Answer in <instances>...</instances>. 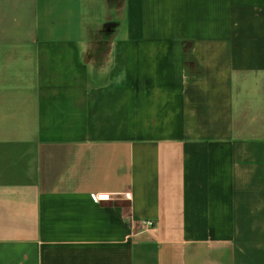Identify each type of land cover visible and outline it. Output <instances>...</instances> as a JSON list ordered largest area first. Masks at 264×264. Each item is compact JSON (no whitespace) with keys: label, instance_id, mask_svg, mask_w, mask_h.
Instances as JSON below:
<instances>
[{"label":"crops","instance_id":"0c3cea01","mask_svg":"<svg viewBox=\"0 0 264 264\" xmlns=\"http://www.w3.org/2000/svg\"><path fill=\"white\" fill-rule=\"evenodd\" d=\"M105 7L0 0V264H264V0Z\"/></svg>","mask_w":264,"mask_h":264},{"label":"water","instance_id":"95a60500","mask_svg":"<svg viewBox=\"0 0 264 264\" xmlns=\"http://www.w3.org/2000/svg\"><path fill=\"white\" fill-rule=\"evenodd\" d=\"M106 2V13H105V24H104V29L103 33L105 35H111L115 33L122 24V20L124 18V10H125V3L126 0H105ZM44 169H45V180H43V183L47 185L48 189L46 191H50L51 187L55 184V181L59 178L60 174L65 170L67 167L66 165H56L54 168V174L52 175L50 172L54 169L49 168L48 161L45 164L44 163ZM57 182V181H56Z\"/></svg>","mask_w":264,"mask_h":264},{"label":"built area","instance_id":"2783aa9c","mask_svg":"<svg viewBox=\"0 0 264 264\" xmlns=\"http://www.w3.org/2000/svg\"><path fill=\"white\" fill-rule=\"evenodd\" d=\"M115 200H131V195L130 193L128 192H125V193H117V194H114L112 197L110 198H106L105 200L103 201H109V202H112V201H115ZM145 226L150 229V228H153L155 226L154 222L152 221H147L145 222Z\"/></svg>","mask_w":264,"mask_h":264},{"label":"rangeland","instance_id":"374dc122","mask_svg":"<svg viewBox=\"0 0 264 264\" xmlns=\"http://www.w3.org/2000/svg\"><path fill=\"white\" fill-rule=\"evenodd\" d=\"M243 40V36H239V41ZM238 41V40H237ZM263 46V45H262ZM264 48V47H263ZM16 141L12 140H0V150H13L15 148ZM11 155L8 156V159H11ZM15 159V158H14Z\"/></svg>","mask_w":264,"mask_h":264},{"label":"flooded vegetation","instance_id":"af4514ba","mask_svg":"<svg viewBox=\"0 0 264 264\" xmlns=\"http://www.w3.org/2000/svg\"><path fill=\"white\" fill-rule=\"evenodd\" d=\"M38 144H40V140L38 141V139H35L33 142H32V146L29 147V149H36L38 147ZM32 151V150H31ZM28 161H29V157H28ZM28 163V162H27Z\"/></svg>","mask_w":264,"mask_h":264}]
</instances>
